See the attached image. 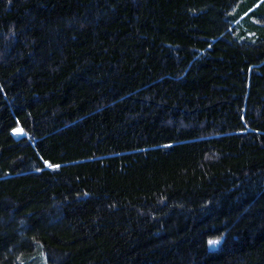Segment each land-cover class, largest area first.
Here are the masks:
<instances>
[{
    "label": "trees",
    "instance_id": "trees-1",
    "mask_svg": "<svg viewBox=\"0 0 264 264\" xmlns=\"http://www.w3.org/2000/svg\"><path fill=\"white\" fill-rule=\"evenodd\" d=\"M0 264H264V0H0Z\"/></svg>",
    "mask_w": 264,
    "mask_h": 264
},
{
    "label": "rangeland",
    "instance_id": "rangeland-1",
    "mask_svg": "<svg viewBox=\"0 0 264 264\" xmlns=\"http://www.w3.org/2000/svg\"><path fill=\"white\" fill-rule=\"evenodd\" d=\"M15 136L20 137V136H22V134H21L20 131L19 132L18 131H15ZM217 242L210 240L208 242V247L211 248V249H216L218 247V245H219V244H217Z\"/></svg>",
    "mask_w": 264,
    "mask_h": 264
},
{
    "label": "bare ground",
    "instance_id": "bare-ground-1",
    "mask_svg": "<svg viewBox=\"0 0 264 264\" xmlns=\"http://www.w3.org/2000/svg\"><path fill=\"white\" fill-rule=\"evenodd\" d=\"M18 132H19V131H18ZM218 238H219V237H218ZM217 241H218V239H217ZM217 241H216V242H217ZM218 246H219V245H218Z\"/></svg>",
    "mask_w": 264,
    "mask_h": 264
}]
</instances>
